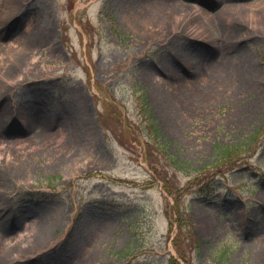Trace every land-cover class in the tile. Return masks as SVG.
Returning a JSON list of instances; mask_svg holds the SVG:
<instances>
[{"label": "rangeland", "instance_id": "rangeland-1", "mask_svg": "<svg viewBox=\"0 0 264 264\" xmlns=\"http://www.w3.org/2000/svg\"><path fill=\"white\" fill-rule=\"evenodd\" d=\"M172 254L264 264V0H0V264Z\"/></svg>", "mask_w": 264, "mask_h": 264}, {"label": "trees", "instance_id": "trees-1", "mask_svg": "<svg viewBox=\"0 0 264 264\" xmlns=\"http://www.w3.org/2000/svg\"><path fill=\"white\" fill-rule=\"evenodd\" d=\"M147 112L148 111H146V113ZM149 120H150L151 123L153 122L151 120V118H149ZM152 128H153L154 132L157 131L156 128L153 125H152ZM157 135H158V133H157ZM254 136H255V134H254ZM161 146H162L161 150L163 152H166V150L164 148V145H161ZM239 148H240V145H237V144H235V145H222V146L221 145H216V149H215L217 151V156L215 157L216 161L218 160L219 163H222V162H227L228 163V162H230L231 159L236 155V152L238 151V153H239L245 147H244V145H242L241 149H239ZM178 192H176V193H178ZM169 193H171V190H169ZM170 260H172L173 263L176 264V261H175V259L173 257H171Z\"/></svg>", "mask_w": 264, "mask_h": 264}, {"label": "bare ground", "instance_id": "bare-ground-1", "mask_svg": "<svg viewBox=\"0 0 264 264\" xmlns=\"http://www.w3.org/2000/svg\"><path fill=\"white\" fill-rule=\"evenodd\" d=\"M221 10H219V12L218 13H220L221 14V16L222 15H224L225 13H226V10H224L223 8H222V5H221V8H220ZM229 10H231V9H227V11H229ZM232 14H230L229 16H231ZM80 260H78L77 262H76V264H80Z\"/></svg>", "mask_w": 264, "mask_h": 264}]
</instances>
